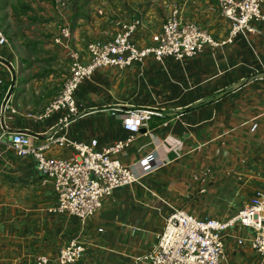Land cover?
<instances>
[{
  "label": "crops",
  "instance_id": "obj_1",
  "mask_svg": "<svg viewBox=\"0 0 264 264\" xmlns=\"http://www.w3.org/2000/svg\"><path fill=\"white\" fill-rule=\"evenodd\" d=\"M28 1L33 9L19 18L38 28L7 32L8 44L0 45V264H37L39 255L55 264L59 249L75 238L86 250L74 264H134L175 208L198 217H234L264 182V32L207 45L181 61L151 55L131 67L99 69L75 93L83 114L61 128L60 112L44 120L29 114L41 111L63 86L69 46L85 52L89 42L111 40L123 23L136 19L141 26L132 41L152 45L176 5L218 41L229 24L216 0H65L62 9L55 0ZM63 25H70L72 36L56 44ZM133 108L156 113L115 157L137 166L155 153L158 168L116 188L86 221L50 211L58 202L52 179L38 172L33 156L9 147L7 133L24 131L40 145L57 127L72 140L96 138L101 148L130 138L123 122ZM47 153L66 159L76 154L71 147ZM249 233L240 224L229 229L224 264H256Z\"/></svg>",
  "mask_w": 264,
  "mask_h": 264
},
{
  "label": "built area",
  "instance_id": "obj_2",
  "mask_svg": "<svg viewBox=\"0 0 264 264\" xmlns=\"http://www.w3.org/2000/svg\"><path fill=\"white\" fill-rule=\"evenodd\" d=\"M58 8L66 7L65 0H55ZM264 0H217L221 14L229 24L225 39L218 41L196 22L186 18L176 5L163 22L161 31L153 36V44L140 47L132 36L140 26L136 19L123 23L111 40H96L88 43L85 52L69 46L70 73L59 92L41 110L30 117L44 120L55 113H62L61 128L68 127L83 114L75 98L79 86L103 68H127L143 62L153 55L157 60L172 57L176 60L196 57L207 45L221 46L232 43L235 38L246 33H261L258 27L264 22L262 10ZM72 36L70 25H63L56 44H64ZM8 44V37L0 27V45ZM9 99V98H8ZM5 98L3 109L9 105ZM156 112L150 108H133L124 119V128L133 134L127 140L99 148L98 139L78 141L70 139L66 133L59 134L61 128L53 127L44 143L36 145L33 137L24 131L7 133L9 147L18 156H33L38 172L52 179L57 194V204L50 211L68 213L86 221L102 205L104 198L112 195L116 188L137 182L142 175L149 174L161 164L155 153L144 157L137 166H127L117 154L128 147ZM71 147L76 154L73 159L51 156L52 148ZM236 224L250 230L248 240L258 255L256 264H264V182L254 195L229 219L198 217L185 208H175L167 216L163 230L154 245L134 264H224L226 258L225 236ZM239 242H243L240 240ZM85 243L72 239L59 249L55 264H74L83 257ZM37 264H49L46 255L36 257Z\"/></svg>",
  "mask_w": 264,
  "mask_h": 264
},
{
  "label": "rangeland",
  "instance_id": "obj_3",
  "mask_svg": "<svg viewBox=\"0 0 264 264\" xmlns=\"http://www.w3.org/2000/svg\"><path fill=\"white\" fill-rule=\"evenodd\" d=\"M4 1L10 2V6H8V8L0 11V26L4 30L6 29V30H8V32H15L17 34H21L25 30L28 31L29 29H32L33 27L38 28V26H34L35 21L30 22L27 19H23V17L18 18L14 14V12L12 11V8H13L12 5H13V3H16L18 0H4ZM37 24H39V22ZM40 48H41V46H40ZM39 51H40V49H38V52ZM35 55H36V53H35Z\"/></svg>",
  "mask_w": 264,
  "mask_h": 264
},
{
  "label": "trees",
  "instance_id": "obj_4",
  "mask_svg": "<svg viewBox=\"0 0 264 264\" xmlns=\"http://www.w3.org/2000/svg\"><path fill=\"white\" fill-rule=\"evenodd\" d=\"M216 2H217V0H216ZM8 6H10V2L4 1V0H0V11L3 10V9L8 8ZM12 7H13L12 8V11L14 12V14L18 18H19V16L21 14L28 15L29 12H31V10L33 9L32 6L29 4V1L28 0H18L16 3H13ZM4 32L7 33L8 30L5 29Z\"/></svg>",
  "mask_w": 264,
  "mask_h": 264
},
{
  "label": "water",
  "instance_id": "obj_5",
  "mask_svg": "<svg viewBox=\"0 0 264 264\" xmlns=\"http://www.w3.org/2000/svg\"><path fill=\"white\" fill-rule=\"evenodd\" d=\"M8 99V98H7Z\"/></svg>",
  "mask_w": 264,
  "mask_h": 264
}]
</instances>
